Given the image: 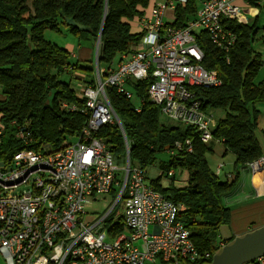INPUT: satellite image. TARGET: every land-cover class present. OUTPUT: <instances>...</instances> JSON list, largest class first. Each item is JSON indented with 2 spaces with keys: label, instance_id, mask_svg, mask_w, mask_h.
Segmentation results:
<instances>
[{
  "label": "built area",
  "instance_id": "built-area-1",
  "mask_svg": "<svg viewBox=\"0 0 264 264\" xmlns=\"http://www.w3.org/2000/svg\"><path fill=\"white\" fill-rule=\"evenodd\" d=\"M237 1L204 0L194 18L180 28L172 26L167 14L173 19L176 6L186 0L155 3L138 20L141 36L133 52L121 55L105 72L95 64L92 81L81 82L83 76L76 74L72 85L76 96L84 99L87 117L73 140L55 149L18 150L9 161H0V264L210 263L212 254L197 249L179 218L184 207L154 190L146 183L145 166L130 161L128 141L105 90L114 88L130 100L134 94L128 82L150 79L147 97L160 113L190 127L209 144L215 120L201 108L194 89L216 87L220 80L216 71L201 66L204 54L197 38L205 35L227 54L237 36L222 21L245 23ZM113 124L124 141L122 167L96 136L103 125ZM6 129L0 124V144L6 140ZM185 147L191 152L189 139L176 141L161 153L175 154ZM248 168L252 173L263 169L264 158ZM167 175L173 176V170ZM23 186L26 189L18 192ZM111 194L116 201L106 214L86 212L98 198ZM120 200L123 230L111 236L119 218L113 210ZM254 264H264V257Z\"/></svg>",
  "mask_w": 264,
  "mask_h": 264
},
{
  "label": "trees",
  "instance_id": "trees-1",
  "mask_svg": "<svg viewBox=\"0 0 264 264\" xmlns=\"http://www.w3.org/2000/svg\"><path fill=\"white\" fill-rule=\"evenodd\" d=\"M249 2L255 4L253 0ZM153 6L154 0H0V124L12 131L0 144V161H9L22 149L62 147L85 123L84 99L76 96L72 80L78 74L83 76L81 82L84 78L92 81L95 66L85 68L77 60L72 62L65 47L46 41L44 32L64 27L78 42H90L93 50L100 35L97 66L105 72L121 60V55L134 51L141 31L132 28V22L137 24ZM199 6L196 7V0H186L176 6L173 19H168L172 26L184 27ZM65 18H72L90 31L68 27ZM222 24L237 36L227 54L205 35L200 33L197 38L204 54L201 66L216 71L220 80L216 87L194 89L205 99V103L201 101L203 110L223 112V117L215 120L209 144L202 143L188 126L159 121L161 113L146 93L150 79L128 82L134 94L130 100L114 88L105 90L128 141L131 162H141L146 168L176 141L190 140L191 152L185 147L167 154L169 159L159 164L161 174L149 185L184 207L180 220L190 229L197 249L211 254L218 248L219 228L230 222V208L224 198L236 187L241 169L262 156L256 130L258 106L264 104V79H254L264 62L254 45L264 44V26L234 20H223ZM133 101L139 102L138 111ZM70 106L76 110H70ZM18 133L23 137L19 138ZM96 136L104 141L115 163H122L125 147L118 126L103 125ZM214 141L223 146L224 153L234 157L232 175L224 180H219L207 166L205 155L213 152ZM177 168L187 173L184 185L163 186L161 176L169 177L167 173ZM122 230L119 217L111 236Z\"/></svg>",
  "mask_w": 264,
  "mask_h": 264
},
{
  "label": "crops",
  "instance_id": "crops-1",
  "mask_svg": "<svg viewBox=\"0 0 264 264\" xmlns=\"http://www.w3.org/2000/svg\"><path fill=\"white\" fill-rule=\"evenodd\" d=\"M203 1L204 0L200 1L199 5ZM162 2L163 0H154V4ZM236 3L240 8V12H242L240 13V16L244 18L246 24L251 25L255 23L260 27L264 26V1L255 2L253 5L250 2H244L242 0H238ZM170 15L171 13L169 12L167 17ZM80 43L81 46L78 45L76 51L75 46L71 43L65 46V49L70 53V57L77 61L84 59L79 55V51L81 49L85 50L88 54L93 52V47L90 42L87 41ZM254 49L261 55L264 62V44H255ZM86 56L88 55H85V57ZM261 69L263 72L264 64ZM261 69L257 74L260 73ZM262 79H264V75L261 79H259V81ZM1 100L2 96L0 94V101ZM263 106L264 104L258 106L260 115L258 128L256 130V137L258 138L262 148V158H264V136L262 134V129L264 128ZM214 143H218L220 147L219 149H216V151L218 150L222 156H225L227 153H224L223 146L217 141H214ZM214 150L215 149H213V152ZM227 177H231V175H226V178ZM224 204L230 208V222L227 227L221 226L218 230V247L226 243L229 237L240 235L244 232L264 225V168L256 173H252L248 167L246 169H241L238 183L233 191L224 198Z\"/></svg>",
  "mask_w": 264,
  "mask_h": 264
},
{
  "label": "rangeland",
  "instance_id": "rangeland-1",
  "mask_svg": "<svg viewBox=\"0 0 264 264\" xmlns=\"http://www.w3.org/2000/svg\"><path fill=\"white\" fill-rule=\"evenodd\" d=\"M202 0H196V7L199 5V2ZM242 13V12H240ZM194 18V17H193ZM132 28L135 30H140L138 24L136 22H132ZM44 39L52 44H55L59 47H65L67 44L71 43L75 46V51L77 50V46L81 43L78 42L76 36H74L72 33L68 32L67 29L64 27H60L58 31L56 30H46L44 32ZM81 46V45H80ZM79 55L81 58H84L83 60H78L77 62L85 67V68H91L94 67V50L90 54H88L85 50L81 49L79 51ZM85 55H88L85 57ZM72 62H76L75 59H70ZM261 69V68H260ZM264 75V71L262 72V69L259 74H257V77L255 79V82L259 81L261 77ZM65 80V77L63 78ZM133 104L137 106V103L133 101ZM264 108V106H263ZM214 117V120L220 119L223 117V112L218 109H212L209 110ZM159 121L164 124L168 125H182L181 123L177 121H173L171 119H168L167 117L163 116L162 114L159 115ZM11 127L6 129L4 139L9 138V134H11ZM73 138L70 137L67 139V141H72ZM214 152L207 153L206 156V162L209 170L216 174L219 177V180H224L226 178V175H232L233 172V155L230 153H227L225 156H222L221 153L216 149H219L218 143H214ZM169 159V155L167 153H159L155 160L147 165L145 168L146 170V183L149 184L153 180L156 179L161 173L159 169V164L161 161H166ZM123 162L118 164V167H122ZM174 175L171 177H167L166 175L161 176L160 181L163 184V186H171L174 185L176 187H181L184 185V180L186 179L187 173L185 170L181 168L173 169ZM119 175L121 173H118ZM26 189L25 186L19 188V191H23ZM116 201V196L114 195H106L98 198L97 202L93 205H90L86 208V212L88 213H97L99 216H103L106 214L109 210H111L112 206L114 205ZM123 213V204L122 200L115 206L113 210V216H119L121 217Z\"/></svg>",
  "mask_w": 264,
  "mask_h": 264
},
{
  "label": "water",
  "instance_id": "water-1",
  "mask_svg": "<svg viewBox=\"0 0 264 264\" xmlns=\"http://www.w3.org/2000/svg\"><path fill=\"white\" fill-rule=\"evenodd\" d=\"M65 24L79 32H89L90 29L77 24L72 18H65ZM100 35L97 36L94 49V62L97 64V55ZM205 103V99L200 97ZM227 227V226H222ZM264 257V225L229 237L223 245L219 246L209 264H247Z\"/></svg>",
  "mask_w": 264,
  "mask_h": 264
}]
</instances>
